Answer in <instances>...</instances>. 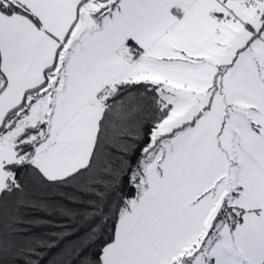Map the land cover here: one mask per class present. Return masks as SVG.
Wrapping results in <instances>:
<instances>
[{
  "label": "snow or ice",
  "instance_id": "1",
  "mask_svg": "<svg viewBox=\"0 0 264 264\" xmlns=\"http://www.w3.org/2000/svg\"><path fill=\"white\" fill-rule=\"evenodd\" d=\"M0 264H264V0H0Z\"/></svg>",
  "mask_w": 264,
  "mask_h": 264
},
{
  "label": "trees",
  "instance_id": "2",
  "mask_svg": "<svg viewBox=\"0 0 264 264\" xmlns=\"http://www.w3.org/2000/svg\"><path fill=\"white\" fill-rule=\"evenodd\" d=\"M29 195L43 196V195H54L53 193H46L40 189H35L30 191ZM78 240H69L65 242V247H72L74 243H77Z\"/></svg>",
  "mask_w": 264,
  "mask_h": 264
}]
</instances>
